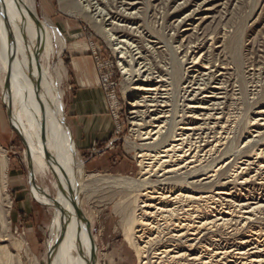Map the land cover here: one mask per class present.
<instances>
[{"label":"bare ground","instance_id":"obj_1","mask_svg":"<svg viewBox=\"0 0 264 264\" xmlns=\"http://www.w3.org/2000/svg\"><path fill=\"white\" fill-rule=\"evenodd\" d=\"M96 1L59 0V5L67 15L85 19L93 25L111 46L117 56L118 66L126 75L130 132L134 139L128 148L135 154L139 175L138 179L92 175L89 181L105 185L116 195H121L114 208L120 218L124 242L134 253L135 264H161L164 261L167 264H195L201 260L194 253V241L197 242L195 237L200 229L209 230L234 224L241 225V228L252 227L254 215L264 211V86L262 81L254 82L252 79L255 75L260 80L264 69H255L257 73L253 69L242 72L240 80L238 78L239 93L235 94V71L244 70L238 67L239 59H235V69L228 68L224 61L217 65L219 60L216 65L207 63V60L204 64L203 56L199 54L203 50L199 43L196 47L192 45L194 50L190 48V52H184L181 42L175 46V50H172V46L169 52L174 53L170 54L168 60L169 69L153 66L147 58V48L152 46L143 49L139 44L141 37L147 41L149 35L139 33V27L131 29L129 24H125L134 17L135 3L121 1V10L118 8L121 13L117 14L99 8ZM195 10L192 14L190 12L191 16L175 17L176 27L188 22L189 17H194L195 12H198L197 7ZM199 18L202 24L204 17ZM170 20L174 21L173 18ZM127 30L129 33L134 30L137 36L133 33L125 35ZM58 32L39 20L35 0H0L1 99L8 112L9 125L24 147L23 160L27 168L30 195L36 203L52 213L46 244V253L50 254L49 264H97L99 254L92 234V220L81 207L80 198L89 188L83 175V162L66 122L62 82L67 76V70L61 59L65 41ZM247 85H250V90ZM236 95L239 97L234 101L242 100V104L250 107L256 105L253 118H249L245 127L250 139L238 149L237 141H230L226 136L216 137L220 136V130L224 132L229 128H226L225 123L230 117L227 118L225 111L229 100ZM229 129V132L234 130ZM221 139L224 140L223 146L227 147H220L224 149L220 152V158L214 155L219 152L216 147ZM228 155L233 156V159L219 165ZM232 166L234 170L227 176ZM7 170L8 161L0 151V236L8 228L7 210L1 204L3 199L7 201L6 205L10 204L6 195ZM48 175L52 179L53 195L48 187L38 183ZM207 198H217L215 201L224 202V207L212 208L211 211L209 207L207 211L210 213L195 222L194 219H199V215L194 213L200 207H196L197 210L193 207L183 210V205L198 203ZM76 208L81 216L77 214ZM233 217L238 218V222H232ZM167 235L168 239L164 240ZM253 235L259 237L257 232ZM190 241L194 245L189 244ZM164 242L171 243V246L164 245ZM1 243L2 240L0 264H19ZM258 245L251 249L250 254L248 251L236 252L241 256L238 262H226L230 255L226 250L214 255H221L218 260L225 261L223 264H264V244ZM208 263L211 262L205 264Z\"/></svg>","mask_w":264,"mask_h":264},{"label":"rangeland","instance_id":"obj_2","mask_svg":"<svg viewBox=\"0 0 264 264\" xmlns=\"http://www.w3.org/2000/svg\"><path fill=\"white\" fill-rule=\"evenodd\" d=\"M102 1L103 0L96 1L99 8L106 10V12H110V13L112 12L117 14L121 13L120 12L121 1L122 3L124 1L135 3L134 5H136L135 6L136 10L134 9L135 11L133 10V12L137 15V17L134 14L133 16L135 17V19H133L134 17H131V20L130 19L128 20L131 23L127 22L125 24H129V27H131V29L139 27V31H140L139 33L143 32L142 33L143 35L144 33L149 35L147 36L148 42L146 41V39L142 40L141 37L140 39L141 42L139 40V44L143 49H145L146 46L147 47L152 46L150 48H147V53H148L147 58L149 62L151 61L150 63L153 66H159L161 69H169L168 60H170L169 58H171L170 54L174 53V52L173 53L169 52V50L170 48L172 49L173 47L174 48L172 50H175V48L177 47V45L180 44V42L185 48L184 52L186 51L190 52L191 49L194 50L192 45L196 47V45L200 44L203 50L199 54L203 56L202 58L203 63L207 60L206 61L207 63L210 62L214 65L219 60L217 65L221 61L222 62L224 61L225 64H228L227 65L228 68L231 67L232 69H235V67H237L234 64L235 59L236 57L239 59L240 63L238 64V67L239 69H244V70L235 71L234 76L236 78L233 77V79L235 78L234 80H236L237 82L236 85L234 84L235 94L239 93L238 83L242 76V72H247V70L249 69H253V70L255 69L257 70L258 68L264 69L263 68L264 67V45H263L264 44V36H263L264 35V0H213V1L211 0V2L210 0L209 1L206 0L203 5L202 3L204 2V0H192L190 1V4H187L189 3V0L186 1L185 0H161V1L160 0H104L103 2ZM196 4L197 6H195ZM35 5L39 20L45 23L47 26H49V28L54 29L57 32L59 31L58 32L59 35L62 34L63 36H66L68 38L67 42L69 46L71 45L73 47L75 46V48H73L76 49L75 51L64 50L62 52L61 59L66 69H70L72 62L73 60H75L76 57L81 58L84 55V56H89L91 58L98 78L99 88L103 93V97L106 103L107 113L111 118V122H112V130L110 137L103 144L101 143L100 145L98 144L95 147H92L88 151L87 157H83L78 153L81 161L83 162V175H84V179L86 180L85 183L87 188H89V189L86 188L87 190L85 189L86 191L82 193L83 196L81 195L80 197L81 207L83 208L85 214L88 217H90L92 220V234L93 237L95 238V242L97 244V250L99 254L97 259V264H135L136 259H134V253L126 246L124 242V238L120 228V218L119 215L116 214L114 208L115 203L121 198V195H116L114 191L110 190L105 185H102L100 183L95 184L94 181L93 182L89 181V178L92 175H100L105 177L122 176V177H129L132 179H138L139 170L136 167L135 154L132 151H129L128 148V144L132 142V140L134 139L130 132V122H129V112H128L129 101L126 95V91H127L126 86L128 87V84L126 85V83L128 82L125 79L126 75L123 74V70L118 66L117 56L113 52L111 46L96 31V29L93 27L92 24H90L89 21L77 17H72L64 13L65 11L60 9L59 0H35ZM205 5L207 8L204 7ZM150 6H153V8ZM196 7L198 12H195V14L197 13L196 15L194 14L195 18L193 16L192 18L189 17L190 20L188 22L186 21L181 26L176 27L175 17H183V16L185 17L186 15L191 16L192 12L196 11L195 10ZM178 10L181 11L179 12ZM143 12L144 13L147 12L148 15L144 14ZM162 13L164 14V16ZM138 15L139 16L141 15L142 18H144V16L142 15H145L146 17L144 19H141V17L138 18ZM155 15H157V17ZM222 16H224L223 20H222ZM172 18L174 19V21L170 20ZM198 18L199 19L202 18L201 20L203 21L202 24L200 21H198ZM141 20L144 21L142 22ZM52 24H54V26ZM141 25H143V27H141ZM145 29H149L150 31ZM184 29L186 30L184 31ZM131 33L137 36L134 30H132ZM131 33H129L127 30V33L125 32V35L126 34L130 35ZM150 33L153 35H151ZM169 34L170 35L174 34V35L170 36ZM237 34L239 37L237 36ZM152 36L156 37L157 39L153 38ZM200 37L202 38L199 39ZM193 41L196 43L195 45ZM169 42L170 43L172 42L170 46H169L170 44ZM224 42H226V44ZM223 47L225 50L223 49ZM153 49L156 51H154ZM223 51L224 53L226 51L227 54L226 53L224 54ZM238 53L239 55L240 54L241 55L239 56ZM180 56L181 55H179V57ZM188 62L190 61H187L186 63ZM256 70L254 73H257ZM1 76L2 74H0V77ZM101 77L108 78V82L111 84V88L109 90H106L101 85L102 83L100 80ZM257 78L258 77L254 75L252 79L254 82L262 81V84L264 86V71L262 74V78H260V80L259 78L258 79ZM249 86L250 85H247L248 89L250 90L251 88H249ZM258 90L259 89L257 88V91ZM62 91L64 92L63 103L65 106L67 100L70 97V93L73 91V86L71 83H69L68 73L66 78H64L62 82ZM234 97L235 98H231L232 100H229L230 102L228 103V106L225 111L227 112L228 115L227 118L230 117L229 120L227 119V123H225V125L226 128L229 127L231 129H234L235 126L237 127L238 125L237 127L238 132L236 131V128L229 132L230 129L228 128V130H225L224 132L222 131L223 133L221 132V130L219 131L220 133L217 131L220 134V136L216 135V137L218 136L219 138H222L223 136L224 137L226 136L229 138L228 140L230 141L232 140L237 141L236 147L238 149L240 148V146L242 148V146L244 145L243 143H245V141L248 140V138L250 139V137H248V134H246L247 130H245V127H247L246 124L248 125V121L251 118H253L254 112L256 111L254 109L256 105L255 107L244 105L241 103L242 100L234 101V99H237L239 97L238 95ZM239 103H241L243 106ZM112 104H114L113 110L110 109ZM236 104L237 106H235ZM240 107L241 109H239ZM65 116H66V110H65ZM238 117L240 118L241 122L239 121ZM235 119L237 122H235ZM234 131L236 134H238V136L239 135L241 136L237 137ZM228 132L234 133V136L232 133L229 134ZM221 140H222L221 141L222 144L219 143L217 144L218 147H216L217 148L216 150H219V152L216 153V155L214 156H220V152L223 151L225 147H227V146H223L224 140L223 139ZM212 144L214 145V143ZM0 151L3 153V155L6 157L8 161L6 195L8 196L10 203L9 205L8 204L6 205L5 203H7V201L5 199H3L1 203L3 205L4 210H7V227H8L2 232V235L0 236L1 237L0 240H2L3 242L1 243V245L6 246L8 248L9 252L19 261V264H34L35 261L37 262V264H46L45 261V255L47 254L46 244H47V240L49 239L48 228L52 219V213L48 209L36 203L30 195L29 183L27 178V168L23 160L24 147L19 136L9 125L6 108L3 105L1 99V91H0ZM229 156L230 155L222 159L223 162L222 163L220 162L219 165L226 163V161L228 162L230 159H233V156L232 157ZM221 157L222 156H220V158ZM237 163H239V161H237ZM233 170L234 167L231 168V170L229 169L226 173L227 176L228 174H231ZM42 180L41 181L39 180L38 183L48 187L51 195H53L54 190L51 182L52 181L51 176L48 175L47 178H44ZM216 187H213V189ZM250 191L252 192V190ZM251 196L254 195L251 194ZM216 199L217 198H214L212 200L211 198H207V199H203L198 203H188L187 205L186 204L183 205L184 206L183 210H188L189 208L192 207L193 209L197 210L196 207H200L201 209L199 208L198 212L194 213V215H199L197 217L199 219H194L195 222H198L201 220V218L204 217L203 215L209 214L212 208L221 209L222 208L221 206L224 207L225 203L219 201H218L219 203H217L215 201ZM208 209L210 210L209 212L207 211ZM232 209L234 210V208ZM201 213L202 216H200ZM182 216H184V214ZM233 219L235 221H233ZM233 219L232 222L234 223L238 222L237 221L238 218L233 217ZM253 220L255 221H253L252 227H248V228L245 227L241 228L240 227L241 225L235 226V224L233 223L234 225L229 227H221V228L213 227V228H208L209 230H206V228H203L204 230L200 229L199 231L200 233L198 234V236L195 237L197 239V242L194 241L196 248V249L194 248V253L195 256L200 257L201 260L197 261L195 264H205L207 262H211L208 264H217V263L223 264L225 261H222L223 263L219 261L221 259V255L219 257L218 256L215 257L216 255L214 254L223 252L225 250L230 252V255L226 259L227 260L226 262H228L229 260H230L229 262H238L239 261L238 258L239 257L241 258V256L237 255V253H239L240 251L243 252L248 251L250 254L252 252L251 249L255 248L257 244H260L258 246H262L264 244V211L257 212L254 215ZM161 222L159 223L162 224L163 222L162 223ZM254 232L259 233L258 236L260 238L253 235ZM167 237L168 235L164 237V240L168 239ZM240 242H246V244H239ZM191 243L193 244V241H190L189 244ZM163 244L166 246H171V243L169 242H164ZM161 264H167V262L164 261Z\"/></svg>","mask_w":264,"mask_h":264},{"label":"crops","instance_id":"obj_3","mask_svg":"<svg viewBox=\"0 0 264 264\" xmlns=\"http://www.w3.org/2000/svg\"><path fill=\"white\" fill-rule=\"evenodd\" d=\"M61 36L65 41L64 50L75 51V46H69L68 38ZM66 70L73 86L65 105L66 122L78 153L87 157L92 147L103 144L110 137L112 122L91 58L84 55L76 57L70 69Z\"/></svg>","mask_w":264,"mask_h":264},{"label":"built area","instance_id":"obj_4","mask_svg":"<svg viewBox=\"0 0 264 264\" xmlns=\"http://www.w3.org/2000/svg\"><path fill=\"white\" fill-rule=\"evenodd\" d=\"M101 85L103 86V88H105L106 90H109L110 88H111V84L108 82V78L107 77H101ZM111 97H113V96H111ZM114 104H112V106H111V110H113L114 109V106H113ZM116 119V118H115Z\"/></svg>","mask_w":264,"mask_h":264},{"label":"water","instance_id":"obj_5","mask_svg":"<svg viewBox=\"0 0 264 264\" xmlns=\"http://www.w3.org/2000/svg\"><path fill=\"white\" fill-rule=\"evenodd\" d=\"M6 113H7V117H8V112L6 111ZM76 212H77L78 215L81 216V212L77 208H76ZM49 263H50V254L47 253V261H46V264H49Z\"/></svg>","mask_w":264,"mask_h":264}]
</instances>
